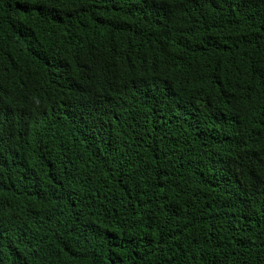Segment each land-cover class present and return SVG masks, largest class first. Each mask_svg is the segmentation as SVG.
Here are the masks:
<instances>
[{"label":"trees","instance_id":"obj_1","mask_svg":"<svg viewBox=\"0 0 264 264\" xmlns=\"http://www.w3.org/2000/svg\"><path fill=\"white\" fill-rule=\"evenodd\" d=\"M0 264H264V0H0Z\"/></svg>","mask_w":264,"mask_h":264}]
</instances>
